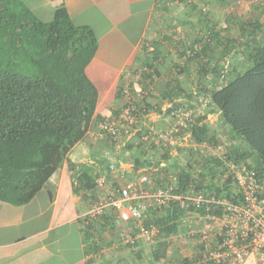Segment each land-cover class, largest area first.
I'll list each match as a JSON object with an SVG mask.
<instances>
[{
  "label": "trees",
  "instance_id": "obj_1",
  "mask_svg": "<svg viewBox=\"0 0 264 264\" xmlns=\"http://www.w3.org/2000/svg\"><path fill=\"white\" fill-rule=\"evenodd\" d=\"M193 10L201 13L200 22L208 28L207 37L182 46L179 54L182 64H174L175 71L166 76V88L159 96L152 97L153 103L146 96L136 101L132 96L136 92L130 93L135 107L132 115L139 122V131L126 140L124 131L119 136L102 129L103 125L119 119L124 108L109 117L97 113L99 90L86 74L99 49L94 32L89 27L76 26L65 8L58 9L51 22H43L20 0H0V202L14 206L29 204L50 184L65 162L74 193L90 199L91 209L102 198L103 192L96 183L99 176L106 175L114 190L122 184L123 179L115 176L120 158L134 164L135 170L147 169L155 188H165L171 182L173 167L168 164L160 168V165L169 163L170 148L161 150L144 142L147 132L141 124L143 117L160 112L165 103L170 104L165 115L172 121L167 129H158L163 132L170 129L178 109L192 110L188 127L175 136L181 140L190 135V144L206 143L211 151L205 157L197 155L199 151L192 147L187 148L186 163L172 172L178 182L175 193L186 192L191 184L197 190L203 188L200 185H207L206 189L213 194L237 202L233 177L227 175L229 169L212 153L223 145L227 161L264 172V23L256 15L235 17L237 36L225 38L216 25L210 28L211 21L205 11ZM162 39L153 43L152 57L142 65L149 72L140 73L141 80L148 81L141 89L144 92L151 91L153 75L161 77L162 68L168 65L169 53L162 43H171V39ZM227 62L229 67L224 75ZM179 75H194L197 93H186ZM124 90L120 86V98ZM217 113L227 132L224 140L208 122V114ZM95 124L92 140L96 144H90V154L79 158L74 150L86 141ZM184 142L182 139L181 143ZM156 156L161 158L156 160ZM82 157L88 164L82 163ZM112 164L116 168L113 173ZM153 168L159 170L153 172ZM148 188L152 187L148 185ZM150 213L149 222L161 227L160 240L151 248L152 255L147 256L143 249L133 253L119 246L120 251L126 249L132 253L123 257L122 263L132 260L138 264H158L170 249L168 239L179 238V222L186 211L174 204L164 209L152 206ZM116 217V211L110 209L102 216L80 220L87 254L107 249L104 247L111 249L118 243ZM180 263L190 264L191 260L185 258ZM88 264L93 262L88 260Z\"/></svg>",
  "mask_w": 264,
  "mask_h": 264
},
{
  "label": "crops",
  "instance_id": "obj_2",
  "mask_svg": "<svg viewBox=\"0 0 264 264\" xmlns=\"http://www.w3.org/2000/svg\"><path fill=\"white\" fill-rule=\"evenodd\" d=\"M20 1L43 22H51L55 12L65 8L76 26L89 27L94 32L99 49L86 68V74L99 90L97 113L107 117L114 111L124 108L127 94H132L135 90L139 91L132 86L133 80L131 82L129 80L134 79V72H147L142 65L146 59L152 57L154 42L162 38L164 40L165 37L171 39V43H162L170 54H168L169 57L166 55L168 65L162 68L161 77L157 78L153 75L155 82L151 86V91L135 93L140 96V99L146 96L152 103L154 101L152 97L159 96L166 88V76L171 71H175V65L182 64L179 56L182 43L179 41L193 43L200 37H207L208 28L200 22L201 13L193 9L205 11L211 21L210 28L216 25L221 36L225 38L237 34L236 21L233 20L235 17L256 15L264 23V0H253V3L244 2L242 5L232 0ZM233 3L236 7H232ZM184 78L185 75L178 77L180 81ZM160 79L164 81V84H159ZM185 80L182 83L183 87ZM140 81L138 82L141 87L143 84H148V81H144L146 83L143 82V84ZM120 86L125 89L122 98L119 94ZM186 92L188 93L187 89ZM133 98L139 101L137 96ZM168 108L170 104H163L160 112H151L143 117L141 124L165 128L171 123H167L168 118L165 115ZM219 120L221 119L218 113L208 114V122L213 130L218 129L213 125L214 121ZM96 127V124L92 126L88 134L90 136H87L86 141L74 150L79 158L90 154L91 152H88L90 144H96L92 140ZM189 141L190 137L187 139V144ZM184 143H180V146ZM178 147L171 153L169 161L174 169L184 165L183 155ZM83 158L82 163L87 162ZM76 159L72 160L77 161ZM133 175H139V170H135L131 162L120 158L117 161L115 176L120 180V177L132 178ZM50 184L51 190L40 192V194L47 193V198L43 201L40 198L37 199L40 195L38 194L34 200L23 206L0 202V264H88L90 253L87 254L84 227L80 220L91 209V200L74 193L75 187L68 162H65L60 172L52 177ZM168 240L171 242L170 249L158 264H174V254H177L178 250L176 244L182 238L174 241V237H170ZM98 241L97 238L96 242ZM104 248H107L104 249L106 250V255L103 256L104 263L117 264L114 254L121 253L120 250ZM140 248L144 250V253L149 250L146 246ZM124 253H126L125 256L132 254L128 251ZM109 257L112 258L107 260ZM193 257L194 253L190 255V258ZM120 260L122 261L123 257H120ZM121 261L118 264H138L132 260H126L123 263ZM245 264H256V261L249 258Z\"/></svg>",
  "mask_w": 264,
  "mask_h": 264
},
{
  "label": "built area",
  "instance_id": "obj_3",
  "mask_svg": "<svg viewBox=\"0 0 264 264\" xmlns=\"http://www.w3.org/2000/svg\"><path fill=\"white\" fill-rule=\"evenodd\" d=\"M244 2L254 1L238 0L236 3L242 5ZM228 67L227 62L224 75ZM132 100L131 94H127L121 117L103 125L102 129L112 135L118 133L119 136L124 131L126 140L132 138L139 131V122L132 115L135 110ZM192 115V110L178 109L174 113L176 120L174 119L171 128L165 132L156 126L144 125L147 132L143 137L144 142L154 144L161 150L170 148L171 155L182 139L187 143L190 135L182 137L181 140L175 135L188 127ZM103 135L101 134V137ZM187 145L199 151L197 155L205 157L206 149L210 148L206 143L203 146L190 143ZM216 151L214 155L223 160L229 169L227 175L233 177L232 186L235 188L234 196H237V202L213 194L206 189L207 185H200L203 188L197 190L196 186L191 184L186 192L175 193L178 182L175 174L172 175L174 168L170 172V184L165 188H155L147 169H139L137 178L123 179L117 190L113 189L112 181L106 175L99 176L96 183L98 189L103 192L102 198L84 217L96 218L114 209L117 213L115 224L119 235L118 243H115L112 249L117 250L119 246H125L135 253L141 250L142 246L154 249L160 240L161 227L149 222L150 208H171L175 204L187 212L179 222L180 232L177 237L181 238L185 228L187 237L195 247L190 264H245L249 258L255 259L256 264H264V172L227 161L223 145L217 146ZM168 164L163 162L160 168H166ZM110 169L112 173L115 172V165L112 164ZM158 170L159 168H153V172ZM148 185L152 188H148ZM104 255L106 250H101L90 254L89 260L93 264H109L104 263Z\"/></svg>",
  "mask_w": 264,
  "mask_h": 264
},
{
  "label": "rangeland",
  "instance_id": "obj_4",
  "mask_svg": "<svg viewBox=\"0 0 264 264\" xmlns=\"http://www.w3.org/2000/svg\"><path fill=\"white\" fill-rule=\"evenodd\" d=\"M232 7H236V5L233 3L232 4ZM183 45L182 46H184L185 44L187 45V43H182ZM189 44V43H188ZM191 44V43H190ZM140 73L141 72H138L137 73V76H139L138 78H137V76H133V78L134 79H131V80H129L131 83H133V87L134 88H138V90L139 91H143V90H140V89H142V87H141V85H139V82L138 81H140L141 80V76L142 75H140ZM194 74H195V72H194ZM179 76H181V75H179ZM178 76V77H179ZM188 77V76H187ZM187 77H185L184 79H182L180 82L181 83H183L184 81L183 80H185ZM194 78V79H193ZM141 82H142V84H143V82L144 81H142L141 80ZM164 84V81L162 82L161 81V79H160V81H159V84ZM185 89H187V91L188 92H191V91H194V92H196L197 93V88H196V85H195V76L194 75H192V76H190V77H188L186 80H185ZM195 89V90H194ZM138 91V92H139ZM135 92L136 93H138L136 90H135ZM187 93V92H186ZM132 96H134V97H136L137 96V98L138 99H140L139 97V95H136V94H134V95H132ZM195 98H198V96L197 95H195ZM199 99V98H198ZM197 99V100H198ZM167 116V115H166ZM167 118H168V122L167 123H170L171 121H172V119H171V117L170 116H167ZM213 126H217L218 127V131H219V135H220V137L224 140V137H225V135L227 134V132L226 131H224V128H223V125H222V122H221V120H219V121H214V125ZM160 128V127H159ZM161 130H162V128H160ZM164 129H167V126L164 128ZM224 142H226V141H224ZM187 144V143H186ZM185 143L184 144H181V146H180V144L178 145V146H180V148L179 149H181L182 147V150H181V154L183 155L182 157H183V161L185 160V162H183L182 161V163H186V161H187V158L189 157V155L187 154V148H189V145H186ZM121 151V150H120ZM178 151V150H177ZM213 151V150H212ZM180 152V151H179ZM206 152L207 153H209V152H211L210 150H207L206 149ZM215 152H213L212 154H214ZM161 157L160 156H156L155 157V159L157 160V159H160ZM125 159H126V156H125ZM155 160V161H156ZM85 164H88V162H85ZM90 164V163H89ZM126 177H124V179H125ZM132 178H137V175H133V177ZM132 178H128L129 180H131ZM120 179H123L122 177H120ZM44 190H46V191H48V190H51V184H49ZM40 198V200L41 201H43V200H45V198H47V193L46 192H44L43 194H40L39 196H38V198L37 199H39ZM187 228V227H186ZM188 229V228H187ZM186 229L184 228V230H183V232L181 233L182 234V236H181V238H182V240H179L178 241V243L176 244L177 245V248H178V250L176 251V253L177 254H174V264H179L178 262L180 261V260H182V259H191L190 258V255H192L193 253H194V251H195V248H194V246L192 245V243H191V241H189V238L187 237V235H186ZM107 237V240H109L108 238H109V235H107L106 236ZM149 250L146 252V255L147 256H151L152 255V249H150V248H148ZM129 250V249H128ZM127 250V251H128ZM119 251V250H118ZM126 251V249H124L123 251H120L121 253H115L114 254V256H115V258H116V263L118 264V262L119 261H121L120 260V257H125V255H126V253H124V252H127ZM130 251V250H129ZM128 251V252H129ZM110 258H112V257H109L107 260H109ZM105 259V258H104ZM178 259V260H177ZM106 260V261H107Z\"/></svg>",
  "mask_w": 264,
  "mask_h": 264
}]
</instances>
